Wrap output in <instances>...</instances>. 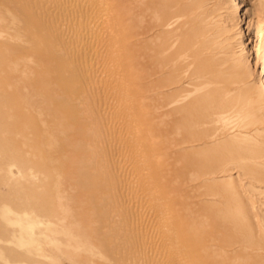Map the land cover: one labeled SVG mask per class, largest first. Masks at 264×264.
Segmentation results:
<instances>
[{"label": "bare ground", "instance_id": "1", "mask_svg": "<svg viewBox=\"0 0 264 264\" xmlns=\"http://www.w3.org/2000/svg\"><path fill=\"white\" fill-rule=\"evenodd\" d=\"M147 1L0 0V107L5 109L14 96L22 97L28 116L42 122L51 163L62 170L56 191L66 227L80 232L79 246L69 249L75 260L87 256V264H255L242 254L264 244L238 237L225 223L208 229L200 244L191 242L184 223H162L170 212L163 203L175 196L160 192L159 181L166 176L159 171V148L148 143L154 137L145 134L148 120L139 117L140 107L146 110L152 104L158 120L178 124L172 128V146L174 154L189 155L186 189L191 197L200 191L212 201L224 196L212 192L218 172L203 152L233 138L255 154L264 151V126L253 117L264 101L247 81L250 74L244 65L238 64L243 57L233 48L232 37H226L231 30L221 26L216 3L153 0L157 9L148 14ZM227 4L231 17L242 12L249 30L243 0ZM131 54L138 56L136 89L126 81L129 69L121 61ZM57 68L71 71L63 76ZM57 75L62 79L61 106L79 116L80 130L66 128L65 116L46 98L44 83L58 80ZM68 85L71 93L65 90ZM242 91L256 98L255 113L247 109L248 121L189 135L191 119L220 122L221 103L230 93ZM260 91L264 93V82ZM11 110L6 117L1 111L0 118L13 122L19 135L23 117ZM258 156L241 164L226 162L219 173L239 185L246 182L247 188L263 187L264 162ZM253 233L261 239V232ZM51 238L52 231L45 245L51 246ZM93 243L100 246H81ZM43 250L48 258L56 257L55 250ZM58 250L65 254L67 248ZM218 250V260L208 258ZM168 252L169 258L161 262L159 254Z\"/></svg>", "mask_w": 264, "mask_h": 264}, {"label": "rangeland", "instance_id": "2", "mask_svg": "<svg viewBox=\"0 0 264 264\" xmlns=\"http://www.w3.org/2000/svg\"><path fill=\"white\" fill-rule=\"evenodd\" d=\"M210 2L218 5L215 12L222 20L221 26L231 30L226 37L229 35L232 37L230 40L233 42V48L243 57L238 64L244 65L243 68L250 74L247 81L254 90L260 92L258 97L264 101V93L260 91L264 82V0H243V11L249 10L250 14L249 30L246 28L247 22L243 20L242 12H237L231 17V11L227 7L228 0H210ZM145 9L148 14H152L157 9L156 1H147ZM121 58L125 69H129V72L124 73L126 81L130 80L131 88L136 89L138 56L131 54ZM55 71L67 76L71 69L57 68ZM50 76L52 77L53 74ZM56 77L58 80H46L44 83L48 92L46 98L63 113L68 122L66 128L80 130L79 116H73L61 106L62 99L58 93L61 92L62 79L59 75ZM65 90L71 93L72 87L68 85ZM244 92L230 93L228 97L227 94H223L227 99L221 103L224 114L220 117V122L196 116L195 119H191L187 124L190 127L189 135L201 136L208 129L228 128L238 125L240 121L242 123L248 121L247 109L249 107L250 112L255 113L253 102L256 98ZM256 107L253 117L258 121V126L261 124L264 126V104ZM13 108L23 117L18 123L22 129L19 135L15 131L17 129L15 124L12 127L13 122L11 123L7 118H0V264H87L85 260L87 256L75 260L69 252V249L79 246L76 238L80 232L66 227L63 208L56 191L62 170L57 168L55 163H51L50 146L47 144L49 139L45 136L42 122L36 115L28 116L29 108L22 97L14 96L5 109L0 107L4 117H6L5 112L11 109L15 111ZM140 108V110L136 109V112L138 110L139 117H143L144 121L148 120L145 134L154 137L148 143H152L154 149L159 148V171L166 176V180L159 181L160 192L166 197L173 196L174 192L175 196L171 201L166 200L163 203L167 207L170 206L169 214L162 219L165 227L172 226L174 220L178 225L184 223L187 231L191 233V242L200 244L199 242L205 243L200 239L202 236L207 237L208 229H216L225 223L227 230L238 234V237L247 238V241L250 240L254 244H264V183L260 185L263 187L247 188L246 182L239 185L238 181L233 182L229 177H224V172L219 173V167L226 162L236 160L241 164L264 151L258 150L259 152L255 154L238 138L207 149L203 152L204 158H208L212 169L218 172L215 174L217 179L211 183L212 192L223 194L224 197L206 201L205 197L199 195L200 191L191 197L190 190L186 189V186H189L187 181L189 155L185 152L174 154L172 146V128L178 124L160 119L159 121L156 108L152 104L146 106V110ZM243 118L247 120L243 121ZM180 125L186 124L180 123ZM24 128H27L28 132ZM258 158L264 162V154ZM199 159H201L200 155ZM238 190L241 192L238 193ZM51 231L53 233V238L49 239L52 242L51 246L45 245V236ZM161 231L163 232V228ZM255 231L261 232V239L255 237L253 233ZM27 232H32L34 238L30 239ZM20 239H24L26 243H20ZM57 246L67 248L65 254L57 251ZM81 246L95 249L100 245L93 243L81 244ZM43 248L46 252L55 250L56 257L48 258ZM218 252L208 254V258L212 261L218 260L220 251ZM242 255L250 258L255 264H264L262 247L253 253L243 252ZM169 256V252L166 255L159 254V259L162 262ZM229 256L231 257V254ZM231 263L233 264L232 261Z\"/></svg>", "mask_w": 264, "mask_h": 264}]
</instances>
